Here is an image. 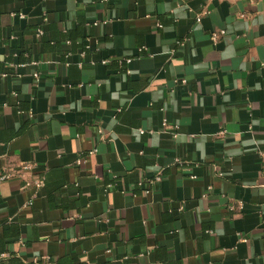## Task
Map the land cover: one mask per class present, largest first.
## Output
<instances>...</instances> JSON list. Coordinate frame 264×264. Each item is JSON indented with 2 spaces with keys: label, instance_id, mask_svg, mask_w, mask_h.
<instances>
[{
  "label": "crops",
  "instance_id": "1",
  "mask_svg": "<svg viewBox=\"0 0 264 264\" xmlns=\"http://www.w3.org/2000/svg\"><path fill=\"white\" fill-rule=\"evenodd\" d=\"M6 172L0 264H264V0H0Z\"/></svg>",
  "mask_w": 264,
  "mask_h": 264
},
{
  "label": "built area",
  "instance_id": "2",
  "mask_svg": "<svg viewBox=\"0 0 264 264\" xmlns=\"http://www.w3.org/2000/svg\"><path fill=\"white\" fill-rule=\"evenodd\" d=\"M21 16H23V14H21ZM201 17H202V14H199L198 15V20H201ZM43 21L44 22H47L48 21V17L47 16H45L44 18H43ZM94 24H98V22H94ZM159 26L161 27L162 25L161 24H159ZM44 33H45V29L43 28V27H38L36 30H35V35H36V37L37 38H41L43 35H44ZM222 34H225V31L224 30H221V31H219V32H214L213 34H212V39L213 40H217ZM69 42V41H68ZM95 44H99V39L98 38H92V37H90V36H88L87 38H86V42H85V48L81 51V54H82V56H85L86 55V52H87V50H90V49H93V47H94V45ZM96 48H99V46H97ZM175 50H172V52H174ZM108 60L107 59H104V60H102V62L103 63H106ZM128 62H130L131 61V59H128L127 60ZM79 65L80 66H82V62H80L79 63ZM34 76H35V79L37 80V81H39V74L38 73H34ZM164 126L166 127V128H168L169 127V125H168V122L165 120L164 121ZM140 131L143 133L144 132V130L143 129H140ZM95 152H97V148H94L93 150H91L89 153H95ZM83 160L82 159H79L78 160V163H81ZM32 167H33V164H31V163H23L22 165H21V168L23 169V170H30V169H32ZM11 177V174L10 173H4V174H2L1 175V180H5V179H8V178H10ZM162 179V177H161V175L159 174V175H157L155 178H153V179H151L149 182H153V181H160ZM145 181L144 180H142L141 182H140V184H143ZM44 183H45V180L42 178V179H38V180H35V181H26L25 182V184L23 185V188H28V187H30V186H33V187H35V188H37V189H40V188H42L43 186H44ZM211 188V187H210ZM230 208L231 209H234L235 208V205L234 204H231L230 205ZM240 234V233H239ZM244 240H245V238H244ZM5 256H6V254H4V253H2V254H0V262L5 258Z\"/></svg>",
  "mask_w": 264,
  "mask_h": 264
}]
</instances>
